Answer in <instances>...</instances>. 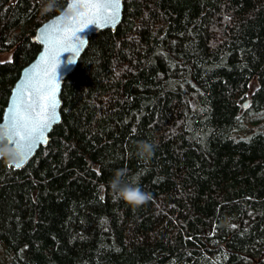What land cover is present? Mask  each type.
<instances>
[{
  "label": "trees",
  "instance_id": "trees-1",
  "mask_svg": "<svg viewBox=\"0 0 264 264\" xmlns=\"http://www.w3.org/2000/svg\"><path fill=\"white\" fill-rule=\"evenodd\" d=\"M66 2L0 0V121ZM61 98L49 145L22 170L0 159L5 264H264V134L234 133L264 111V0H126ZM119 169L147 203L117 199Z\"/></svg>",
  "mask_w": 264,
  "mask_h": 264
},
{
  "label": "snow or ice",
  "instance_id": "snow-or-ice-1",
  "mask_svg": "<svg viewBox=\"0 0 264 264\" xmlns=\"http://www.w3.org/2000/svg\"><path fill=\"white\" fill-rule=\"evenodd\" d=\"M119 3L120 0H69L68 8L79 6L81 11L69 23L65 24L62 30L58 29L57 23L54 22L49 33L43 38L46 45L49 39H52V47L49 48V59L53 62V73H57L58 65L61 63V53H73L69 62H76L75 55L84 43L78 33L93 24L97 27L102 26L98 21L104 23L110 20L115 21ZM109 11L110 14H108ZM59 20L60 18H58ZM74 25L79 26L75 27ZM65 34H69L66 36V42H61L60 37L65 36ZM53 50L55 52L51 54ZM36 91L39 92L40 90L36 89ZM52 92L53 86L47 85L45 94L39 95L35 102L24 105V114H21V103L14 101L13 106L9 109V115L5 118L4 127L0 128V138L6 144L13 145L14 150L17 155L21 156V159L31 152L37 141H43L46 129L56 119L58 102L53 95L48 94ZM20 166V163L15 165V167Z\"/></svg>",
  "mask_w": 264,
  "mask_h": 264
},
{
  "label": "water",
  "instance_id": "water-1",
  "mask_svg": "<svg viewBox=\"0 0 264 264\" xmlns=\"http://www.w3.org/2000/svg\"><path fill=\"white\" fill-rule=\"evenodd\" d=\"M126 0H120L118 5V14L115 21H108L104 23L103 21H98L102 26L97 27L95 24L88 26L86 29L78 33V36L83 39L84 43L80 46L78 53L75 55V63H70V57L73 56V53L66 52L61 53L60 61L61 63L58 65L57 73H53V62L49 59L50 53L49 48L52 47V39H49L48 44L44 43V36L49 33L50 28L53 26L54 22L57 23L58 29L62 30L65 27V24L62 22L61 13L68 8L69 0H67L64 8L56 15L45 21L41 24L32 37V41L37 43L40 46V51L36 55V57L27 64L20 72L19 77L15 84L13 85L10 95L7 100V104L4 108L2 119L0 121V128L4 127L5 118L9 115V109L13 106V102H20L22 107L27 103L35 102L39 95L45 94L46 86L52 85L53 92L48 93L49 95H53L54 99L58 102L56 107V119L54 122L50 124V127L45 131V138L43 141H37L32 148L31 152L23 159L19 156V162L21 164L20 167H15V165L8 164L9 167L15 170L24 169L37 155L42 147H47L50 142V134L52 133L55 126L62 123V91L65 80L75 71L78 62L84 52L86 51L90 38L94 35L99 34L105 30H111L115 32L117 27L123 20L124 14V4ZM111 11V10H110ZM110 11L108 14H110ZM58 18L60 20L58 21ZM78 27L79 25H74ZM69 34H65V36L60 37L61 42H66V36ZM70 43V41H69ZM55 50L51 54H54ZM47 60V62H45ZM31 78V79H30ZM39 89L40 91H36ZM249 106V100L244 102V109L246 110ZM6 143V142H5ZM7 146L14 150L13 145L7 144ZM15 151V150H14ZM16 152V151H15Z\"/></svg>",
  "mask_w": 264,
  "mask_h": 264
},
{
  "label": "clouds",
  "instance_id": "clouds-1",
  "mask_svg": "<svg viewBox=\"0 0 264 264\" xmlns=\"http://www.w3.org/2000/svg\"><path fill=\"white\" fill-rule=\"evenodd\" d=\"M57 7V0H48L44 6L45 12L53 11ZM81 9L79 6L67 8L62 13V22L69 23ZM155 145L149 142H140L138 144V155L143 159H150L154 154ZM0 159L5 160L10 165H15L19 162L17 153L9 148L5 141L0 138ZM126 170L119 169L110 181L111 188L117 199L123 200L132 207H139L147 203L151 199V193L142 191L139 186L129 185L124 182Z\"/></svg>",
  "mask_w": 264,
  "mask_h": 264
},
{
  "label": "rangeland",
  "instance_id": "rangeland-1",
  "mask_svg": "<svg viewBox=\"0 0 264 264\" xmlns=\"http://www.w3.org/2000/svg\"><path fill=\"white\" fill-rule=\"evenodd\" d=\"M15 0H12L14 2ZM12 58V51L7 53L0 54V62L8 61ZM256 81H254L251 85V90L254 89ZM261 132L264 134V111L259 112H249L245 114L241 121L236 126L234 133L237 138H248L253 133ZM5 250L0 246V264H5L6 259H4ZM222 257L218 258H209L203 257L201 259V264H212V263H220L222 261ZM176 264V263H174Z\"/></svg>",
  "mask_w": 264,
  "mask_h": 264
}]
</instances>
